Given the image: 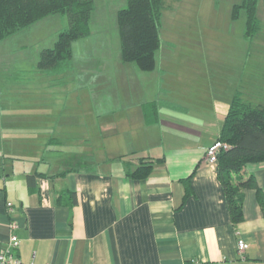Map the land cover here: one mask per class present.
<instances>
[{"label": "crops", "instance_id": "crops-1", "mask_svg": "<svg viewBox=\"0 0 264 264\" xmlns=\"http://www.w3.org/2000/svg\"><path fill=\"white\" fill-rule=\"evenodd\" d=\"M104 13L99 18L105 25ZM177 78L178 91L170 80L165 88L150 83L148 100L119 118L108 116L112 102L103 108L96 102L87 113L94 132L84 122L83 142L59 162L63 167H52L58 160L47 159L45 151L63 153L75 137L38 126L40 134L27 139L34 143L28 161L0 134V247L12 219L21 264H264V160L233 173L252 175L260 190L242 189L243 217L233 224L216 164L205 153L236 86ZM137 158L151 161L152 169L131 179L122 164L135 166ZM238 239L246 242L242 252Z\"/></svg>", "mask_w": 264, "mask_h": 264}, {"label": "rangeland", "instance_id": "rangeland-1", "mask_svg": "<svg viewBox=\"0 0 264 264\" xmlns=\"http://www.w3.org/2000/svg\"><path fill=\"white\" fill-rule=\"evenodd\" d=\"M235 1L171 2V7L164 9L160 29L162 44L155 53V65L151 70H141L134 63L122 62L118 27L117 23L113 27L112 17L106 21L105 28L97 26L90 36L73 42L72 67L62 74V79L35 70L39 50L53 44L55 31L62 24L61 15L50 16L1 40L0 124H4L5 130L0 134L9 136L10 143L17 144L13 151L25 154L28 161L32 160L34 143L31 140L27 142V139L40 134L38 126L46 127L62 138L70 137L72 140L75 137L74 142L61 147L66 152L51 154L49 149L45 151L47 159L53 156L58 160L57 164L51 165L55 167L66 158L69 150H76L83 142L80 137L86 130L84 122L93 131L89 121L92 117L87 113L96 106V102L103 103L98 105L101 108L112 102L114 109L108 116L119 118L126 111L138 108L140 102L148 100L150 83H158L165 88V83L170 80L175 93L179 86L177 77L197 76L199 81L231 83L233 88L244 81L247 84L248 79L256 82L255 74L264 75V67H256L252 63L246 66V53L247 50L252 52L249 62L264 60V53L257 56L259 52L256 50L262 51V47L256 49L257 43L243 37L244 13L241 12L237 19L231 18V6ZM110 3L125 6L123 0ZM258 16L262 31L259 42L263 44L262 1L258 4ZM162 91L164 94L163 88ZM52 129H57L58 133ZM21 142L23 144L19 145Z\"/></svg>", "mask_w": 264, "mask_h": 264}, {"label": "trees", "instance_id": "trees-1", "mask_svg": "<svg viewBox=\"0 0 264 264\" xmlns=\"http://www.w3.org/2000/svg\"><path fill=\"white\" fill-rule=\"evenodd\" d=\"M110 1L113 0H0V41L50 16L61 15L62 24L55 31L53 44L39 50L35 70L62 79V74L72 67L73 42L90 36L97 26L105 28L107 22L104 25L99 18L100 12L105 11V21L112 17L113 27L117 23L122 62L134 63L141 70H151L155 65V53L162 44L160 29L164 9L171 7L175 0H123V7ZM260 1L264 7V0H236L230 14L232 19H237L241 12L244 13L243 37L257 43L256 49L262 47V51L256 50L259 52L257 56L264 53V42H259L262 37L258 16ZM250 54L252 52L247 50L246 66L252 63L264 67V60L249 62ZM255 75L256 82L248 79L247 84L244 81L234 89L215 140L227 145L217 152L216 176L233 224L239 223L243 217L242 189L252 187L256 188L258 195L260 193L252 175L233 177V173L240 171L245 164L264 160V75ZM150 104H142L147 122ZM122 166L124 175L131 179L144 178L152 169L151 161L144 158H137L135 166L128 162H123ZM187 181L186 196L190 191ZM260 206L264 217V201L261 199Z\"/></svg>", "mask_w": 264, "mask_h": 264}, {"label": "built area", "instance_id": "built-area-1", "mask_svg": "<svg viewBox=\"0 0 264 264\" xmlns=\"http://www.w3.org/2000/svg\"><path fill=\"white\" fill-rule=\"evenodd\" d=\"M226 148L227 145L220 141H215L205 149L206 159L209 163L216 164L217 152L220 148ZM6 206L11 210L12 203L6 202ZM9 236L3 247H0V264H21L17 249L19 247V237L16 233L17 224L10 219L9 221ZM246 247V242L243 239H238L237 248L242 252ZM33 264V263H28Z\"/></svg>", "mask_w": 264, "mask_h": 264}]
</instances>
